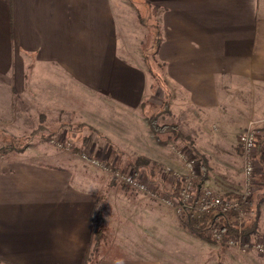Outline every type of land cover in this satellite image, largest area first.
Here are the masks:
<instances>
[{
	"label": "crops",
	"instance_id": "obj_1",
	"mask_svg": "<svg viewBox=\"0 0 264 264\" xmlns=\"http://www.w3.org/2000/svg\"><path fill=\"white\" fill-rule=\"evenodd\" d=\"M137 1L156 13L167 88L186 93L189 106L218 111L227 78L264 83V0ZM116 2L0 0V92L10 80L18 97L26 87L28 102L71 85L122 110L138 108L146 74L120 54ZM260 144L264 162V138ZM203 189L218 193L209 176ZM97 201L56 165L17 160L0 170V264H84ZM94 264L162 263L137 256Z\"/></svg>",
	"mask_w": 264,
	"mask_h": 264
},
{
	"label": "rangeland",
	"instance_id": "obj_2",
	"mask_svg": "<svg viewBox=\"0 0 264 264\" xmlns=\"http://www.w3.org/2000/svg\"><path fill=\"white\" fill-rule=\"evenodd\" d=\"M114 12L124 63L146 74L147 93L141 105L122 110L100 94L81 92L71 85L52 86L57 91H40L37 101L34 97L27 102L26 87L18 97L8 80L0 92V170L17 160L56 165L72 173L74 185L98 195L95 209H100L101 218L94 228L101 229L103 238L94 260L139 256L162 264H246L258 258L264 264V254H239L224 244L226 239L217 242L207 232L208 241L194 235L161 200L169 197L171 187L186 175L178 157L182 151H190L199 161L198 174L201 162L206 161L217 196L240 194L245 161L238 139L254 131L259 143L253 157L258 164L254 193L260 190L263 200L257 233L246 238L264 243V185L258 181L264 175L258 156L264 138V83L227 78L219 90L218 111L189 106L186 93L170 84V111L161 115L158 123L177 125L182 140L153 134L147 118L158 113L151 106L159 107L164 96L148 70L153 69L161 80L168 79L152 52L144 50L159 27L156 13L137 0H117ZM48 94L51 98L46 102ZM40 125L46 128L43 134L47 140L38 134ZM134 160L145 163L136 179L150 194L127 189L112 177L116 172L134 175L128 167Z\"/></svg>",
	"mask_w": 264,
	"mask_h": 264
},
{
	"label": "built area",
	"instance_id": "obj_3",
	"mask_svg": "<svg viewBox=\"0 0 264 264\" xmlns=\"http://www.w3.org/2000/svg\"><path fill=\"white\" fill-rule=\"evenodd\" d=\"M257 138L258 136H256L254 131H248L238 139L239 144L243 149L245 161L243 190L239 194L241 196L240 200L220 197L211 193L207 189H203L199 196L196 197L195 186L198 179L199 161L190 153V151L189 153H185L184 151L178 153V157L186 170V175L181 180V189L177 196L175 198L164 197L161 199L167 206L173 209L178 216L183 215L187 210H215L220 214L234 212L235 219L233 223V233L228 234L227 231H220L216 225H212L207 233L211 239L217 242L223 243L222 241L226 239L224 240V244L229 248L234 249L239 254H245L249 251L264 254V243L249 242L243 234V224L247 216L243 205L252 197L256 190L254 177L256 172L255 165L258 164L253 157L259 145V143H257ZM95 165L98 166L97 163H95ZM112 177L127 189H133L144 194L151 193L142 182L136 179L135 175L130 176L116 172L112 174Z\"/></svg>",
	"mask_w": 264,
	"mask_h": 264
},
{
	"label": "trees",
	"instance_id": "obj_4",
	"mask_svg": "<svg viewBox=\"0 0 264 264\" xmlns=\"http://www.w3.org/2000/svg\"><path fill=\"white\" fill-rule=\"evenodd\" d=\"M143 22V21H142ZM154 34V33H153ZM161 44V37L159 34V27H157L155 35L152 37L151 44L148 45L147 48H145V51H151L152 56L154 57V60L157 64V66L160 68V70H164V66L162 63H160L157 59V53L159 46ZM153 60V61H154ZM148 73L156 79L159 89L162 92V95L164 96L163 103L158 106H151L153 110H158L157 114L151 115L147 118V121L149 122V127L151 129V132L153 134H168L170 137L172 136L175 141H181L180 138L181 133L177 129V125H163L160 126L158 123V119H160L161 115L169 114L170 107H169V94L170 91L167 88V82L165 80H161L156 76L157 74L153 71V69H149ZM143 106V105H142ZM43 124V123H42ZM38 134H42L41 140H47L46 137H44V132L46 131V128L43 125H40V127L37 129ZM157 136V135H155ZM45 138V139H44ZM14 148H11L13 150ZM22 149V148H21ZM259 162L264 165V162L259 157ZM128 167L134 171L135 177H137L140 173L141 169L145 168L144 161H131L128 164ZM208 178V167L206 161L201 162L200 171L198 174V179L196 181L195 186V195L196 197L199 196L201 191L203 190V184L204 181ZM261 181L264 185V175L261 176V178L258 180ZM159 186V184H156ZM164 186V185H163ZM158 189V188H157ZM166 190V188H164ZM181 189V182L175 183L169 192V197L175 198L178 194V192ZM167 191V190H166ZM257 192V191H256ZM254 193L252 197L246 201V203L243 205V208L247 211V217L245 218V222L243 224V234L245 237L249 238L251 236H255L257 233L259 218H260V204L263 200L262 194L260 190H258L257 193ZM228 198L237 199L240 200L241 196L239 194H228ZM101 218V211L100 209H94L92 213V231H91V238H90V244L88 247V252L84 258V264H94V257L98 253V249L101 245V239L102 231L101 229L94 228L97 220ZM234 219H235V213L229 212V213H217L215 210H209V211H197V210H187L183 215L179 217L180 223L188 229L191 233L198 236L199 238L208 241L206 238L205 233L212 225H217L220 229V231H227L228 234H231L234 232ZM0 262H5L4 259L0 257Z\"/></svg>",
	"mask_w": 264,
	"mask_h": 264
}]
</instances>
